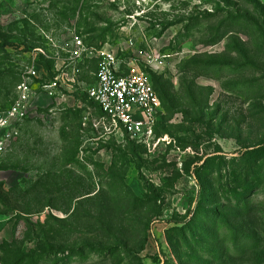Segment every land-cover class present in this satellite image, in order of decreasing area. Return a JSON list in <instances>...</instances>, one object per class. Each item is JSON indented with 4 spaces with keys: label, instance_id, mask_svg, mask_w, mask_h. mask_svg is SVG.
Returning a JSON list of instances; mask_svg holds the SVG:
<instances>
[{
    "label": "rangeland",
    "instance_id": "rangeland-1",
    "mask_svg": "<svg viewBox=\"0 0 264 264\" xmlns=\"http://www.w3.org/2000/svg\"><path fill=\"white\" fill-rule=\"evenodd\" d=\"M148 49L170 56L155 148L85 93L101 53L124 72ZM22 80L0 264H264V153L242 162L264 145V0H0V110Z\"/></svg>",
    "mask_w": 264,
    "mask_h": 264
},
{
    "label": "built area",
    "instance_id": "built-area-1",
    "mask_svg": "<svg viewBox=\"0 0 264 264\" xmlns=\"http://www.w3.org/2000/svg\"><path fill=\"white\" fill-rule=\"evenodd\" d=\"M77 45L79 41L77 39ZM82 54L76 48L74 56ZM170 58L151 49L141 56L124 62V72L111 53H101L94 72V83L85 90L87 99L99 109L102 118L129 141L145 148L168 144L164 137L157 138L154 132L159 120L160 100L145 70L159 71ZM47 96L57 88V81L36 86ZM32 88L22 80L15 87V98L4 110H0V158L10 150L19 136V123L30 111Z\"/></svg>",
    "mask_w": 264,
    "mask_h": 264
},
{
    "label": "trees",
    "instance_id": "trees-1",
    "mask_svg": "<svg viewBox=\"0 0 264 264\" xmlns=\"http://www.w3.org/2000/svg\"><path fill=\"white\" fill-rule=\"evenodd\" d=\"M145 72H146V74L148 75V77H149V80H150V82H151V84H152V86H153V88H154V90H155V92H156V94H157V96H158V98H159V100H160V103H161V106H162V102H161V99H160V97H159V95H158V93H157V91H156V89H155V87H154V82H153V78L151 77V75H150V71L149 70H145ZM39 85H41V84H39ZM93 103V102H92ZM94 104V103H93ZM95 105V104H94ZM95 107L98 109V107L95 105ZM98 111H99V109H98ZM99 113H100V111H99ZM101 114V113H100ZM159 121V120H158ZM158 121H157V123H156V125H155V128H154V132H155V130H156V127H157V125H158ZM127 140V139H126ZM129 143H131V144H134L135 146H138V147H143V146H141V145H139V144H135L134 142H132V141H129V140H127ZM259 148H261V147H259ZM259 148H256V149H253V150H251V151H249V152H247V154H245V156L242 158V162H244V160H245V158H247V159H249V158H258V159H261L262 158V156H263V151H264V145H263V148H261V149H259ZM231 160V159H230ZM241 162V163H242ZM238 163L239 162H237V165H238ZM239 168V167H238ZM241 175H245V171L244 170H241ZM46 251H47V253H50V254H55V253H58V249H53V248H51V247H47L46 248Z\"/></svg>",
    "mask_w": 264,
    "mask_h": 264
}]
</instances>
